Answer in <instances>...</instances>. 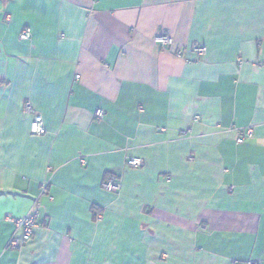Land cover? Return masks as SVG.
Instances as JSON below:
<instances>
[{
    "label": "crops",
    "instance_id": "1",
    "mask_svg": "<svg viewBox=\"0 0 264 264\" xmlns=\"http://www.w3.org/2000/svg\"><path fill=\"white\" fill-rule=\"evenodd\" d=\"M158 31L173 49L154 44ZM26 102L44 135L30 134ZM111 174L116 194L101 187ZM29 214V241L8 248L21 231L6 219ZM254 259L264 0H0V264Z\"/></svg>",
    "mask_w": 264,
    "mask_h": 264
},
{
    "label": "built area",
    "instance_id": "2",
    "mask_svg": "<svg viewBox=\"0 0 264 264\" xmlns=\"http://www.w3.org/2000/svg\"><path fill=\"white\" fill-rule=\"evenodd\" d=\"M19 38L22 40H27L30 38V31L26 29L22 31L19 35ZM153 42L158 47L166 48V49H173L174 48V40L173 38L165 31H158L154 37ZM192 52L195 54L197 58H202L206 54V46L202 43H196L192 45ZM174 54L177 57L182 56V51L180 49H175ZM241 62V61H240ZM23 113L30 117L29 122V132L31 135L40 136L46 133V128L43 123L42 116L39 115L34 108L32 107L31 103L26 102L23 105ZM104 110L98 109L95 114V119H101L103 117ZM242 137L236 139L237 143L242 142ZM143 164L142 159L136 157H127L124 162V167L126 168H138L141 167ZM101 187L104 191L108 193L116 194L120 189L119 183V176L117 174H111L107 178H105L101 184ZM43 194H46V187L44 186L42 190ZM36 215L29 214L24 216L20 219H11L7 218L6 220L9 223H12L17 230H20V235H14L8 241V248H17L24 245L26 242L29 241L34 228L36 227ZM100 219V217H98ZM243 264H261L260 260L254 259L246 261Z\"/></svg>",
    "mask_w": 264,
    "mask_h": 264
},
{
    "label": "rangeland",
    "instance_id": "3",
    "mask_svg": "<svg viewBox=\"0 0 264 264\" xmlns=\"http://www.w3.org/2000/svg\"><path fill=\"white\" fill-rule=\"evenodd\" d=\"M143 161V160H142ZM143 165V164H142Z\"/></svg>",
    "mask_w": 264,
    "mask_h": 264
}]
</instances>
